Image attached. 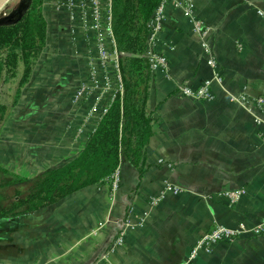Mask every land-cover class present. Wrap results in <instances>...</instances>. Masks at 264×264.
Segmentation results:
<instances>
[{"label": "crops", "instance_id": "1", "mask_svg": "<svg viewBox=\"0 0 264 264\" xmlns=\"http://www.w3.org/2000/svg\"><path fill=\"white\" fill-rule=\"evenodd\" d=\"M45 0L48 43L33 79L0 137V166L26 178L63 167L88 143L79 129L86 107L74 104L87 78L86 44L70 41L67 12ZM172 0L158 36L169 70L152 72L153 116L144 173L122 167L113 194L98 184L41 211L0 220V264H188L216 225L264 226V140L253 114L236 103L264 97V9L258 0H194L195 17L211 29L209 43L223 78L204 55L193 20ZM210 83L213 101L182 96ZM253 111L257 113L256 107ZM264 121V112L259 113ZM158 207L149 199L166 185ZM243 191L232 204L224 194ZM130 218L124 245L111 252L115 222ZM144 220L143 226L140 221ZM189 264H264V234L221 243Z\"/></svg>", "mask_w": 264, "mask_h": 264}, {"label": "trees", "instance_id": "2", "mask_svg": "<svg viewBox=\"0 0 264 264\" xmlns=\"http://www.w3.org/2000/svg\"><path fill=\"white\" fill-rule=\"evenodd\" d=\"M44 2L33 0L22 20L0 27V98L1 89L17 79L15 93L8 97L13 98L11 104L0 103V125L9 108L17 107L23 98L47 49ZM159 3L160 0H113V30L122 56L123 99L114 103L82 153L67 165L36 178L22 177L0 166V220L55 205L104 183L123 166L137 170L140 176L144 173L154 120L148 111L152 70L146 50L149 23Z\"/></svg>", "mask_w": 264, "mask_h": 264}, {"label": "built area", "instance_id": "3", "mask_svg": "<svg viewBox=\"0 0 264 264\" xmlns=\"http://www.w3.org/2000/svg\"><path fill=\"white\" fill-rule=\"evenodd\" d=\"M264 3V0H258ZM172 0H160L157 9L149 23V37L147 41L146 57L149 60L152 72L169 70L168 58L158 51V36L166 24V8ZM55 6L59 11H65L68 15L70 26L67 30L70 34V41L80 54L79 46L86 44L89 49L86 53L87 78L82 81L76 90L73 103L86 107V116L83 120L79 133L86 134L88 141L96 132L98 124L108 114L111 107L119 99H123L124 81L121 71V54L118 51L114 30H113V0H57ZM176 7L183 10L184 14L191 18L194 23V32L201 38V46L207 58L208 65L216 72L215 79L223 82L218 70V62L214 58L209 43L211 29L205 27L195 17L194 0H181ZM258 15L264 18V9H257ZM182 96L197 101L211 102L214 99L210 91V83L206 82L197 90L189 87L181 88ZM236 103L245 108L255 119V124L261 127L262 140H264V121L259 113L264 112V97L250 100L241 96L235 99ZM256 107L257 113L253 111ZM104 183L110 191L116 194L122 187V167L108 178ZM172 193L178 195L181 189L174 185H166L163 190L149 199L151 207H158L166 195ZM243 191H231L224 194V197L232 204L237 203ZM144 220L140 221L143 226ZM130 218L121 219L115 222L118 230L117 237L112 245L111 252L124 245L126 233L131 229ZM264 234V226L249 227L242 223L236 228H228L216 225L211 232L207 233L194 247L190 261L197 258L202 251L211 253L212 248L221 243H233L243 236H261Z\"/></svg>", "mask_w": 264, "mask_h": 264}, {"label": "rangeland", "instance_id": "4", "mask_svg": "<svg viewBox=\"0 0 264 264\" xmlns=\"http://www.w3.org/2000/svg\"><path fill=\"white\" fill-rule=\"evenodd\" d=\"M22 0H10L1 10H0V18H4L9 16L12 12H14L17 7L19 6L20 2ZM44 7V5H43ZM17 87V79L15 81H12L10 85H6L5 87H3L1 89V93L2 96L0 98V103H8L9 105L11 104L13 98H11V100H8V97L13 96L15 93ZM10 89V94L8 95V91ZM17 107H13V108H9L7 114H6V119L5 121L0 125V131L3 130L6 127V120L10 114V112H12L13 110H16ZM12 115V114H11ZM10 121V120H9Z\"/></svg>", "mask_w": 264, "mask_h": 264}, {"label": "water", "instance_id": "5", "mask_svg": "<svg viewBox=\"0 0 264 264\" xmlns=\"http://www.w3.org/2000/svg\"><path fill=\"white\" fill-rule=\"evenodd\" d=\"M10 0H0V10L9 2ZM33 0H22L17 7V9L12 12L9 16L0 18V27L9 26L16 24L27 14L32 6Z\"/></svg>", "mask_w": 264, "mask_h": 264}]
</instances>
